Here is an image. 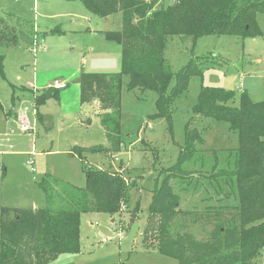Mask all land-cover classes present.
<instances>
[{
    "label": "rangeland",
    "instance_id": "374dc122",
    "mask_svg": "<svg viewBox=\"0 0 264 264\" xmlns=\"http://www.w3.org/2000/svg\"><path fill=\"white\" fill-rule=\"evenodd\" d=\"M171 3L173 0H163L161 5ZM1 15L17 17L28 26L21 29L16 46H0V55L5 56L4 76L0 77V216L2 207L48 206L40 186L43 180L57 186L53 190L57 197L75 193L74 186H85L82 161L71 156L72 149L110 144L96 109L80 102V76L83 72L121 71V47L108 41L102 30L122 28L120 13L105 20L92 15L79 1L0 0ZM257 22L263 35L256 38L207 35L200 37L195 45L189 38L168 39L165 58L174 75L193 58L206 57L208 65H215L202 77H193L188 91L174 99L173 132L166 121L149 118L156 113L155 92L142 95L124 87L121 119L124 150L109 158L105 153L89 155L88 163L124 172L131 186L128 204L115 216L84 214L81 252L64 255L52 264H179L152 247L157 241H152V245L146 243L143 233L157 178L163 179L167 170L178 163L186 142L187 124L200 132L202 141L197 143L200 152L196 161L184 166L188 171L184 182H172L174 191L181 197V209L234 204V199L223 196L230 187L222 184L223 192L217 193L213 181L229 163L233 164L230 151L239 146L238 134L225 122L195 114L193 108L202 87L237 95L247 91L256 101H264V13L257 16ZM124 80L127 83L128 79ZM175 80L174 76L171 88ZM55 82L63 83L64 87L59 88L58 98L40 106L41 113L53 117L52 121L41 123L37 118L35 94L58 89L48 87ZM30 86L36 87L34 93L26 88ZM21 120L33 130L22 132ZM187 228L198 237L203 236L199 226L182 221L169 231L175 234ZM260 262L264 264L262 258Z\"/></svg>",
    "mask_w": 264,
    "mask_h": 264
},
{
    "label": "trees",
    "instance_id": "16d2710c",
    "mask_svg": "<svg viewBox=\"0 0 264 264\" xmlns=\"http://www.w3.org/2000/svg\"><path fill=\"white\" fill-rule=\"evenodd\" d=\"M66 1H79L92 15L105 20L121 14V30L102 32L108 41L121 47V71L83 72L80 76V102L82 105L99 103L97 116L110 145L72 149L71 156L82 161L86 179L83 188L74 186L75 193L57 197L53 193L57 186L43 180L40 186L48 206L1 208L0 264H52L61 256L77 255L81 252L82 216L93 212L115 216L128 204L131 186L124 172L88 163L89 155L105 153L109 158L124 150L121 123L124 87L142 95L155 92L156 113L149 118L166 121L169 131L173 132L174 99L188 91L193 77H202L207 69L215 66L214 63L208 65L206 57L193 58L174 75L165 58L168 39L189 38L195 45L200 37L207 35L241 38L263 35L257 16L264 13V0H173L167 6L161 5L163 0ZM27 26L17 17L1 15L0 46H16L21 29ZM4 64L5 56L0 55V77L4 76ZM174 76L175 85L171 88ZM124 78L128 79L127 83ZM59 93L60 89H49L35 94L37 118L41 123L52 121L53 117L41 113L40 106L58 98ZM193 111L227 123L230 130L238 134L239 146L230 151L233 164L229 163L213 181L217 193L223 192L222 184L230 187L223 196L234 199V204L181 209V197L174 191L172 182H184L188 172L184 166L196 161L200 152L197 143L202 141L200 132L187 124L186 142L178 163L167 170L163 179L157 178L144 241L150 245L157 241L152 247L179 264H262L264 101H256L247 91L237 95L219 88L202 87ZM178 221L199 226L203 236L198 237L189 228L172 234L169 229Z\"/></svg>",
    "mask_w": 264,
    "mask_h": 264
},
{
    "label": "built area",
    "instance_id": "2783aa9c",
    "mask_svg": "<svg viewBox=\"0 0 264 264\" xmlns=\"http://www.w3.org/2000/svg\"><path fill=\"white\" fill-rule=\"evenodd\" d=\"M35 39H36V37H35ZM34 43L36 45V42H34ZM40 46L43 47V44L41 43ZM35 52H36V50H35ZM49 87H52V88L54 87V88H58L59 89V88H63L64 84L63 83H59V82H55L53 85H50ZM19 123H20V125H19L20 126V130L22 132H30V131L33 130V128L28 123H26L24 120H21ZM104 242H107V240H104Z\"/></svg>",
    "mask_w": 264,
    "mask_h": 264
},
{
    "label": "crops",
    "instance_id": "0c3cea01",
    "mask_svg": "<svg viewBox=\"0 0 264 264\" xmlns=\"http://www.w3.org/2000/svg\"><path fill=\"white\" fill-rule=\"evenodd\" d=\"M102 31H104V30H102ZM101 31V32H102ZM103 34V33H102ZM50 86V85H49ZM48 86V87H49ZM25 88V87H24ZM26 88H30V89H32L30 92H32V93H34L33 91H35V89H36V87L34 86V87H26ZM95 109H96V112H97V115H98V113L100 112V106H99V103L97 102V101H95V102H92V103H90ZM85 105H89V104H85ZM98 117V116H97ZM99 119V118H98ZM100 121V120H99ZM62 257V256H61ZM61 257L59 258V259H61ZM63 258V257H62ZM58 259V260H59Z\"/></svg>",
    "mask_w": 264,
    "mask_h": 264
}]
</instances>
